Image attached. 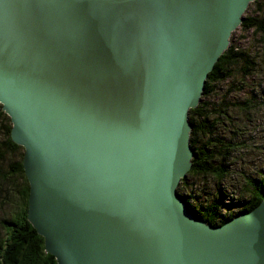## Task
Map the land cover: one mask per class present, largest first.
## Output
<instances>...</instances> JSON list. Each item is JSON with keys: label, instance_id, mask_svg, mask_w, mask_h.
<instances>
[{"label": "water", "instance_id": "95a60500", "mask_svg": "<svg viewBox=\"0 0 264 264\" xmlns=\"http://www.w3.org/2000/svg\"><path fill=\"white\" fill-rule=\"evenodd\" d=\"M255 0H0V103L56 264H264V195L222 225L177 189L189 111Z\"/></svg>", "mask_w": 264, "mask_h": 264}, {"label": "trees", "instance_id": "16d2710c", "mask_svg": "<svg viewBox=\"0 0 264 264\" xmlns=\"http://www.w3.org/2000/svg\"><path fill=\"white\" fill-rule=\"evenodd\" d=\"M239 27L244 32L252 30L264 42V10L259 1L249 4ZM256 66L253 57L230 45L208 74L200 103L189 111L192 126L189 144L194 157L191 169L180 181L177 193L193 211L196 210V215L202 221L213 226L230 219L233 210H237V214L251 210L264 195V171L259 174L249 167L240 175L239 181L238 190L244 199L233 201L230 198L225 204L218 196L223 192L222 182L232 177L228 166L233 164L231 156L237 148H243H236L237 139H229L228 133L236 135L237 130L232 128V123L225 125V122L232 120V110L247 112L249 102L231 103L228 100L231 91H241L240 82L236 83L238 87L229 88L220 98L215 94L227 80L231 79V84H235V75H241L242 78L251 76ZM10 128V121L0 108V196L3 199L0 201V264H56L54 257L46 253L43 238L27 220L29 187L21 163L23 149L11 141ZM192 177L202 178V181L209 179L215 190L204 192L205 197L200 200L199 196H194L196 182L188 181Z\"/></svg>", "mask_w": 264, "mask_h": 264}, {"label": "rangeland", "instance_id": "374dc122", "mask_svg": "<svg viewBox=\"0 0 264 264\" xmlns=\"http://www.w3.org/2000/svg\"><path fill=\"white\" fill-rule=\"evenodd\" d=\"M257 1L262 4V8L264 10V0ZM253 8L255 9V7ZM250 9H252V6L249 7V11L251 12ZM249 11L248 13H250ZM230 45L235 47V50H241L242 52H245L253 57L257 63V66L256 70L251 76L249 75L245 78H242L241 75H235V79H233L235 84L232 85L230 82L231 79H229L226 81V83L219 86L218 90L216 91L218 93L215 94V96L220 98L226 90H229V88L238 87L236 86V83L240 82L242 83V86L239 89L241 91H231L229 93L228 100L231 103L237 101L243 103H245V101L249 102L247 112L232 110V120L225 122V125L232 123V128L237 130L236 135L228 133L229 139H232L233 141L237 139L235 141L236 148L237 146L243 147L237 148L234 154L231 156V161L233 164H229L228 166L229 170L231 169L230 173L232 177L222 182L221 188L224 193L222 192L218 194V196L224 200L225 204L228 203V199L230 198L233 201L241 200V198L244 199L240 196L241 193H239L238 190L240 175L244 171H246L249 167L256 170L259 174L264 171V42L258 35H255L252 30L244 32L240 30V27H238L229 38L228 47ZM236 74H238V72H236ZM226 128H228V126H226ZM192 178L193 179L188 181H190V183L196 182V190L193 189L195 190L194 196H199L198 198L200 200L205 197L204 192H212L215 190V188L212 189L214 184L209 179L207 181H202V178ZM204 187L205 189H203ZM0 201H3L2 195L0 196ZM190 209L192 208L190 207ZM238 215L239 213L237 214V210H233L230 219ZM196 217L200 219L198 215H196ZM1 237L2 230L0 228V239Z\"/></svg>", "mask_w": 264, "mask_h": 264}, {"label": "bare ground", "instance_id": "6f19581e", "mask_svg": "<svg viewBox=\"0 0 264 264\" xmlns=\"http://www.w3.org/2000/svg\"><path fill=\"white\" fill-rule=\"evenodd\" d=\"M0 108L2 109V104L0 103ZM3 112V111H2ZM4 113V112H3ZM5 115H6V117H8V119H9V121H10V117L6 114V113H4ZM11 124V128H10V131H11V129H12V123H10ZM10 139H11V137H10ZM12 141V140H11ZM15 144V143H14ZM16 145V144H15ZM18 146V145H17ZM20 147V146H19ZM22 148V147H21ZM23 149V148H22ZM23 154H24V150H23ZM3 156V155H2ZM22 158H23V155H22ZM21 163H22V160H21ZM23 169V168H22ZM23 173H24V171H23ZM25 176V175H24ZM26 178V177H25ZM27 181V180H26ZM27 184H28V182H27ZM28 187H29V185H28Z\"/></svg>", "mask_w": 264, "mask_h": 264}]
</instances>
